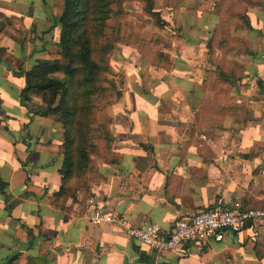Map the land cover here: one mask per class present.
<instances>
[{
    "label": "crops",
    "instance_id": "1",
    "mask_svg": "<svg viewBox=\"0 0 264 264\" xmlns=\"http://www.w3.org/2000/svg\"><path fill=\"white\" fill-rule=\"evenodd\" d=\"M51 4L0 0V47L8 54L0 57V264L10 258L11 264H148L150 258L152 264H264V220L226 232L221 241L154 252L125 227L90 225L85 204L91 196L107 212L125 215L129 226L153 222L163 229L216 204L261 205L264 0L246 11L247 26L227 30L232 42L223 53L207 48L219 22L209 4L163 9L166 67L117 45L109 60L121 95L109 106L108 124L117 160L95 159L99 178L87 191L52 201L62 129L34 112L43 107L38 98L20 102V71L50 59L57 45Z\"/></svg>",
    "mask_w": 264,
    "mask_h": 264
},
{
    "label": "trees",
    "instance_id": "2",
    "mask_svg": "<svg viewBox=\"0 0 264 264\" xmlns=\"http://www.w3.org/2000/svg\"><path fill=\"white\" fill-rule=\"evenodd\" d=\"M120 1L52 0L51 17L59 25V57L37 60L28 70L20 71L23 77L20 102L27 105L28 96L40 95L45 105L34 112L51 118L62 128V143L57 146L62 154L58 170L60 186L50 201L59 197L64 199L67 195L74 199L78 190L87 191L89 182L99 178V174L89 169L93 157L110 163L117 160V155L111 151L108 138L110 118L104 108L119 99L121 90L112 78L105 75L108 69L100 59L111 50L113 42L120 40L118 28L108 24L120 13ZM138 1L143 12L160 20L157 11L152 9L153 0ZM215 38L210 37L208 49ZM229 42L232 40L224 39L220 43L226 45ZM6 55L0 47V57ZM169 62L165 54L160 63L152 64L166 67ZM21 65V61H15L18 68ZM97 103L99 108H96ZM99 144H102L101 152ZM11 260L4 264H11Z\"/></svg>",
    "mask_w": 264,
    "mask_h": 264
},
{
    "label": "rangeland",
    "instance_id": "3",
    "mask_svg": "<svg viewBox=\"0 0 264 264\" xmlns=\"http://www.w3.org/2000/svg\"><path fill=\"white\" fill-rule=\"evenodd\" d=\"M258 1L260 0H153L152 9L157 11L158 18L160 19L156 20V17L149 16L146 12L142 11V6L138 0H121L120 13L108 21L110 27L118 28L119 36L121 37L119 41L113 42L111 50L100 59L102 65L108 69L105 75L112 78L118 85L120 77L114 78L116 74L114 75L112 72L113 68L109 58L117 48V45L120 44L131 45L137 52L146 56L150 63H160L162 61V56L165 55V52L161 49L165 48L164 44L167 43L164 35L166 39L167 35L169 36V33L166 31L169 26L165 22L166 18L163 16L165 14L163 13V9L176 6L177 4H196L195 7L209 4L211 8L216 9L220 19L217 28V39L213 41L212 45L209 44L208 46L210 51L217 50L223 53L225 48L222 47H226L227 44L223 45L224 43L222 44L220 42L224 39H230L227 30L246 25L247 22L244 20L246 11L248 8L261 6V4H258ZM171 28L175 29L174 24H172ZM59 53L60 48L57 43L56 47L53 48V52L50 54V59H57ZM115 70L118 71L116 68ZM30 96L38 98L44 107L45 103L42 101L40 95ZM110 104L104 108L107 117H109ZM96 108H99V103L96 104ZM96 108L94 109L95 117L97 115ZM99 147V152L103 151L102 144H99ZM95 159L97 157H93L89 163L90 170H92V163Z\"/></svg>",
    "mask_w": 264,
    "mask_h": 264
},
{
    "label": "built area",
    "instance_id": "4",
    "mask_svg": "<svg viewBox=\"0 0 264 264\" xmlns=\"http://www.w3.org/2000/svg\"><path fill=\"white\" fill-rule=\"evenodd\" d=\"M86 219L92 226L111 223L125 227V233L154 252H165L188 241H221L225 233H237L258 220H264V196L259 207L228 209L216 204L196 211L188 218L175 220L169 229L153 222L129 226L123 214L107 212L93 197L85 200Z\"/></svg>",
    "mask_w": 264,
    "mask_h": 264
},
{
    "label": "water",
    "instance_id": "5",
    "mask_svg": "<svg viewBox=\"0 0 264 264\" xmlns=\"http://www.w3.org/2000/svg\"><path fill=\"white\" fill-rule=\"evenodd\" d=\"M152 262H153V259L150 258L148 264H152Z\"/></svg>",
    "mask_w": 264,
    "mask_h": 264
}]
</instances>
